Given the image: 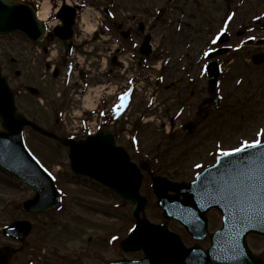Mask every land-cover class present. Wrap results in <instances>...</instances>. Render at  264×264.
Instances as JSON below:
<instances>
[{"label":"rangeland","instance_id":"rangeland-1","mask_svg":"<svg viewBox=\"0 0 264 264\" xmlns=\"http://www.w3.org/2000/svg\"><path fill=\"white\" fill-rule=\"evenodd\" d=\"M97 1L105 3L102 0H91L87 3L89 11L96 12ZM236 1L189 0L190 7L185 8L184 14H179L174 8L169 9L166 0H121L119 5H122L124 10L135 9L136 13L133 17L121 18L123 16L118 10V17L113 18L114 21L123 24V29L128 25L125 20L132 22L131 25L134 27H137L140 21L144 23V28L149 27L150 42L158 56L154 58L156 63L163 57L164 60L167 56L179 57L186 51L188 45L191 46L188 54L196 58L200 54V49L206 46L208 38L220 28L228 10L236 7L234 4ZM160 7L162 13L157 18L155 9L159 10ZM206 10L210 12V16L205 15ZM235 11L236 14L230 20L226 31L231 38L230 43L235 44L239 39H245L252 34L257 36V40L232 54L233 59L226 65L229 71L223 86L224 104L219 110L213 111L207 120V125H202L200 129L189 135L177 130L173 132V137L166 135L167 118L169 119L177 108L173 99L175 94L170 91L173 88L171 86L165 92L158 93L156 107L147 110L149 115L147 117L152 120L151 123L138 127L137 134L143 152L156 154L159 160L156 163L158 170L156 172L170 179L193 177L200 170L196 165H205V162L211 159L210 153L216 154L219 153V149L240 147L245 140L252 142L261 138L257 134L264 129V64L253 65L249 57L252 52L264 50V43L258 42L260 40L264 42V30H249L244 31L243 34H238L237 30L244 21L250 25L253 11L264 14V0H247ZM177 17H180L178 23H176ZM197 26H200L199 29ZM221 30L225 29L221 28L219 31ZM111 32L116 37L115 42L118 41L122 47L128 49L131 41L120 37L119 30ZM81 35L87 37L83 32ZM141 39L142 35H139L138 41ZM89 47L90 45L87 46ZM34 51H37L34 45H30L19 34L0 37V66L3 75L8 78L10 87L15 90V86L22 82L37 87L39 91L37 96L25 92L21 98H17L19 112L41 126L47 127L55 118L54 107H56V104H52L49 92L54 91L57 84L60 85V80L51 82L47 77L44 81V64L41 62L28 61L27 64L11 62L18 54L26 56L27 53ZM31 57H34V54ZM151 59L152 57L148 60ZM198 63L200 64L201 61ZM198 63H192L191 72L197 74L200 66ZM16 68L23 73L20 78L14 73ZM230 72L237 74L229 75ZM238 76H242L243 79L237 87H234ZM105 81L102 84L112 82L119 85L122 83V77L114 75ZM165 96L173 100L168 106H163ZM146 97L147 93L136 95L127 123L134 116L137 117L139 111L143 112ZM45 98H48V101ZM191 114V111L185 109L179 116L180 121L189 120ZM120 121L123 119L117 123ZM120 126L121 124L119 129ZM57 134L65 133L59 130ZM125 135L126 133H123L119 141L122 145L127 141ZM24 141L31 153L49 173L56 177L55 184L60 191L62 201L61 206L54 209L37 214L26 213L21 208V202L31 195V190L0 170V228L16 219L28 220L32 225L22 242L7 239L0 232V245L5 244L15 248L10 264H105L116 258H137L142 255L141 251L123 252L118 246V238H122L133 225L129 213L131 205L122 204L120 199L91 179L74 176L68 168L67 147L60 142L47 137L42 138L28 128L24 132ZM143 158V156H135L134 160L137 164L147 161ZM147 182H149L148 177L144 178L142 189L148 197L144 214L151 221L159 222L160 209L155 205V198ZM208 215L210 229L221 225L220 217L215 211H210ZM169 226L182 236L186 244L193 243L176 222L171 221ZM114 235L119 237L115 238ZM199 244L205 246L206 242L201 241ZM247 244L253 253L259 254L264 261V238L248 235Z\"/></svg>","mask_w":264,"mask_h":264},{"label":"water","instance_id":"water-1","mask_svg":"<svg viewBox=\"0 0 264 264\" xmlns=\"http://www.w3.org/2000/svg\"><path fill=\"white\" fill-rule=\"evenodd\" d=\"M73 14L72 7H61L58 16L63 21L64 31L63 27L56 28L55 35L62 36L63 32L69 31ZM13 33L37 42L44 36L45 24L36 18L29 4L0 0V35ZM148 41L147 36L140 48L142 53L148 52ZM253 61L263 62L264 54L253 56ZM209 70L208 89L213 94L218 73L214 66ZM29 90L37 93L35 88L29 87ZM0 124V168L33 190L32 197L22 203L26 212L39 213L59 202L51 178L23 145L21 131L26 125L68 146L69 165L73 172L100 182L126 202L133 203L130 212L135 225L120 241V247L126 252L142 250L144 257L115 260L109 264H261L247 247L245 236L248 233L264 236V141L256 148L218 158L216 164L205 168L195 181L188 184L171 182L161 176L153 177L152 188L157 197L156 205L163 209L162 217L166 221L177 219L193 237L201 239L207 235L205 213L210 207L221 211L223 225L209 236L211 244L203 252L198 246L185 247L180 237L169 231L166 224H156L140 216L147 201L139 193L142 175L129 161L128 154L115 146L114 136L106 128L84 140L57 137L24 115L17 114L13 94L1 73ZM229 161L236 167H230ZM30 228L28 221L18 220L3 227L2 233L24 240ZM12 253V248L0 246V264H9Z\"/></svg>","mask_w":264,"mask_h":264},{"label":"flooded vegetation","instance_id":"flooded-vegetation-1","mask_svg":"<svg viewBox=\"0 0 264 264\" xmlns=\"http://www.w3.org/2000/svg\"><path fill=\"white\" fill-rule=\"evenodd\" d=\"M104 2H96V6L98 8L99 14L102 17V20L100 21V24L102 27L106 23L108 25L110 31L119 30L120 34L125 33L127 39L131 41L128 45V52L130 55H135L136 47L134 46V42H138L139 35H142V37L145 34H148V28L149 27H143L144 23L139 22L137 27L132 26V22H126L128 24L126 29H123V24L119 21H114L113 17H118V10L120 11L121 15L123 17H133L134 13H136L135 9L132 10H124V7L122 5H119L121 3V0H102ZM240 2L247 1V0H239ZM91 2V0H76V8L77 11H75V20L78 18V14L81 13V11L88 6L87 3ZM166 2L170 5H173L171 8H174L175 11L179 14H184V10L189 6V0H166ZM161 9L157 10L155 17H159L162 13V7ZM183 9V10H182ZM149 13V12H148ZM147 13V14H148ZM256 13V11H253L252 14ZM191 14V13H189ZM257 14V13H256ZM112 16L109 18V16ZM206 16H210V12L206 10L205 12ZM99 16V17H100ZM260 16V15H257ZM256 16V17H257ZM56 16H52L48 20V24H54L57 25L56 22ZM195 18V17H192ZM260 20H258L256 23H258ZM195 25V23L193 24ZM192 25V26H193ZM200 26H197V29H199ZM245 27V25H244ZM254 31H257V29H254ZM243 31H241L242 33ZM151 36L150 34H148ZM47 36L53 41L56 47V51L53 54L50 53H43L39 51H34L32 53H27L26 56L18 54L17 58H13L11 61L16 64H27L28 61H31L32 63L41 62L44 64V81L46 78H50L51 82L60 80V85H56V88L54 91L50 90L49 96L51 98L52 104H56V107H54V112H58L61 110V108H69L71 107L74 102L72 99H70V96L68 97V91L73 88L74 91H77L78 88H81V84L85 79L87 78L86 71L79 65V60L77 58V55L81 54L84 57L90 56L93 57L94 61V82H101L102 79L105 78V75H101L100 70L99 73L96 71L98 67L97 62V54L100 51L101 42L98 40L97 35H92L89 38L83 37L81 35V29L79 28L78 24L74 22L72 26L71 35L68 40L63 41L58 36H52L51 33H49ZM254 36V34L252 35ZM210 38V37H209ZM208 38V39H209ZM255 38V37H254ZM47 39L43 42L39 43V45H45L47 43ZM253 40L248 41L247 43H241L240 40L237 41L235 44L228 43V50L223 52L222 56L219 57L220 60H217L219 64L221 65V71L219 75V83H218V93H219V108L224 104L225 95L223 92V86L224 82L226 80L227 72L229 71L227 64L230 63V60L233 59L232 54L238 52L239 50H242L247 45H251ZM133 42V43H132ZM70 43L69 48L67 47V44ZM208 47H210V50H213L212 47H214L212 39L207 40ZM30 45L36 46V44L30 43ZM87 48V46H89ZM232 46H238V49L232 50ZM18 48V47H17ZM36 49V47H34ZM138 50V49H137ZM236 51V52H234ZM261 51V50H258ZM264 51V50H263ZM252 52L251 54L256 53ZM29 54V55H28ZM34 54V57H31V55ZM250 54V55H251ZM181 64V61L175 62L173 66L171 67L169 73L166 76V82L163 83V88L167 89L171 86L173 87L172 90L174 92L173 99L175 101V104L177 105V108L175 110H178V112L183 114V111L186 109L188 111H191L192 114L189 117L192 121L195 123V131L198 130L202 125H207V120L211 117L213 111H215V107L213 105H209L206 107L201 108V100L207 96V90H206V84H207V77L206 74L200 75L198 72L195 74L192 71V63L196 62V60H192L188 57H186ZM22 72L18 71V74L16 75L18 78L22 76ZM237 74L234 72H230L229 75ZM28 77V75H26ZM172 76V77H171ZM241 77L242 76H238ZM236 77V79L238 78ZM240 78V79H241ZM235 79V80H236ZM20 88L27 87L29 84H22V82L19 83ZM47 96V94H45ZM57 95L58 97H56ZM47 99V100H46ZM46 101H48V98H45ZM71 102V104H70ZM112 103H114L112 101ZM194 111V112H193ZM59 123L58 119H54L50 123V127H53V130L58 132V126ZM115 123H113L114 125ZM121 127H124L123 124H121ZM120 127V128H121ZM111 129L115 133L117 139H120L122 137L123 131L120 130L119 126L116 124L115 126H111ZM76 139H79L80 137H74ZM128 139V136H127ZM221 141V138L219 139ZM124 147L127 149L129 148V153L132 158H135V156L139 157L138 154L134 156V154L131 152V149H133V144L131 140L126 141L124 143ZM211 159L208 162H205L207 164H211L214 162L215 154L210 153ZM147 162L142 164V167H145L144 169V177H148L155 173L157 165L155 163V158H152V155L147 157ZM149 162V163H148ZM204 166V164H202ZM177 167V166H176ZM194 177V176H193ZM193 177H190L188 179H182L185 181H190L193 179Z\"/></svg>","mask_w":264,"mask_h":264},{"label":"snow or ice","instance_id":"snow-or-ice-1","mask_svg":"<svg viewBox=\"0 0 264 264\" xmlns=\"http://www.w3.org/2000/svg\"><path fill=\"white\" fill-rule=\"evenodd\" d=\"M216 41L214 40L213 43H215ZM205 56L208 55V52L204 53ZM127 93L124 94V98H127ZM259 137L264 138V129L260 130L257 134ZM262 143V139H256L253 140L251 143L248 142L247 140L243 141L242 145L240 147H235V148H231V149H219V155L220 156H224V157H230L232 156L234 153H238V152H242L245 151L246 149L249 148H256L258 145H260ZM230 167H236L234 162L229 161L228 162ZM197 168H201L202 165L197 164L196 165ZM199 176V174H197Z\"/></svg>","mask_w":264,"mask_h":264},{"label":"bare ground","instance_id":"bare-ground-1","mask_svg":"<svg viewBox=\"0 0 264 264\" xmlns=\"http://www.w3.org/2000/svg\"><path fill=\"white\" fill-rule=\"evenodd\" d=\"M47 12H48V6H47V4L44 3L42 5L41 9L38 11L37 15L40 19H45V17L47 16ZM95 92H97V89L95 90ZM86 105L87 106H93L94 105V100L89 95L86 96Z\"/></svg>","mask_w":264,"mask_h":264}]
</instances>
